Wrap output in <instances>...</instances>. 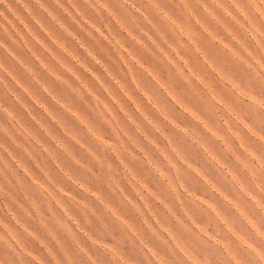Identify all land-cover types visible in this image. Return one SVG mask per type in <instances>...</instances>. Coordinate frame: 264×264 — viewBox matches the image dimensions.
I'll return each mask as SVG.
<instances>
[{
	"label": "rangeland",
	"instance_id": "1",
	"mask_svg": "<svg viewBox=\"0 0 264 264\" xmlns=\"http://www.w3.org/2000/svg\"><path fill=\"white\" fill-rule=\"evenodd\" d=\"M146 2L128 0L143 38L125 22L121 0L98 5L105 27L109 15L115 23L108 31L88 0H20V11L0 17V221L8 228L11 217L20 229V246L32 257L20 264H58L55 256L63 264L74 241L102 244L116 257L124 249L131 264H189L188 249L212 264H230L206 237L243 264L256 261L242 245L264 249L256 239L264 235V174L257 180L236 166L264 156V113L253 111L237 87L264 97V20L257 36L247 33L238 11L245 0H157L153 7L179 21L173 30ZM57 84L67 92L58 93ZM68 92L73 102L64 99ZM5 114L15 132L3 124ZM187 119L191 130L183 126L184 120L191 126ZM97 145L116 155L134 194L115 156ZM96 151L120 171L116 179L126 192L115 193L110 183L115 194L108 192L91 161ZM159 157L181 178L179 206L157 184L175 189ZM94 201L107 211H94ZM89 217L98 230L87 227ZM92 251L97 264H112L100 249ZM0 264H14L2 247Z\"/></svg>",
	"mask_w": 264,
	"mask_h": 264
},
{
	"label": "clouds",
	"instance_id": "2",
	"mask_svg": "<svg viewBox=\"0 0 264 264\" xmlns=\"http://www.w3.org/2000/svg\"><path fill=\"white\" fill-rule=\"evenodd\" d=\"M88 2L91 4L97 5L96 16L99 18L100 21L103 22V27H101V24L97 23L96 20L94 22L99 24V27L101 29H104L105 31L112 30L113 29L112 24H115V23L112 22L111 15H109L108 27L106 28L105 23L102 19V17L106 14L105 9L98 7L99 3H101V2L107 3V0H88ZM121 3L124 5L123 10H122V15L126 18L125 22L136 27V30L141 32V37L143 38V35H144L143 30L138 25H136L135 18L132 15H130V13L132 12V9L128 6V0H121ZM155 3H157V0H147L145 7L148 10V12L157 19L158 23L162 27L168 28L169 25H171L172 29L174 30L175 29V23H177L179 21L176 20L174 14L172 12H169L168 9H161L159 7H153L152 5ZM20 10H21L20 9V0H0V17L7 19L8 17L13 16L16 11H20ZM238 11H239L241 17L243 18L247 33L259 36L261 34L259 22L261 20H264V0H245L244 4L238 6ZM189 18L191 19V13L189 14ZM189 30H191V29H189ZM119 33H124V32L119 31ZM181 39L184 40V37H181ZM141 59H144V57H141ZM145 62H146V60H145ZM3 67H4L3 62H0V70H2ZM121 67H123V66H121ZM123 78L125 80L127 78V72L126 71L124 72ZM181 82H183V81H181ZM237 87L240 88L241 92L245 94L243 98H244L245 102H247L250 105V107L252 108L253 111H255L257 113H264V97L257 96L254 91H252L248 88H244L243 86H241L239 84L237 85ZM56 91L58 93H61V94L67 92V90L61 88V86L59 84L56 85ZM44 99H45V97H44ZM64 99L68 102H73L75 100V96L73 94H71L70 92H68L67 95H64ZM45 100H47V99H45ZM164 100L166 101V106L171 105V101L167 100V97H164ZM3 106L4 105L2 103H0V108H3ZM213 108H215L214 103H213ZM179 111L180 110L178 108H175V106H173V112H179ZM188 121H191V120H188ZM162 122L165 124L167 123L166 121H162ZM69 123H71V122L69 121ZM3 124H5L11 131H13V132L16 131V129L13 127L14 121H9L6 114L4 115V118H3ZM71 124H72L75 131H77L78 133H81V131L79 130V129H82L81 127L76 125V123H75V126L73 125V123H71ZM220 124H221V126L223 125L222 120L220 121ZM183 126L186 127L187 129L191 130L192 121H191V126H189L184 120ZM117 134H118L119 138L116 139L115 142H116L118 147H121L122 142L125 141V137H124L123 133L120 132L119 128H117ZM17 135L19 136L20 134L17 133ZM106 138L112 139L113 138L112 133H111V138H109L107 135H106ZM128 142H130V141H128ZM130 144H131V142H130ZM127 147H129V144L124 143L123 147L121 148L123 155H127V153L124 152V148H127ZM131 147H132V149H135V147L133 145H131ZM165 147H167V144H165ZM96 148L99 149V152L111 153L113 156H115V158L117 160L116 155H114L110 149L104 148L103 145H97ZM193 148H195L194 142H193ZM219 150H223V145H219ZM134 152L137 155L139 153L136 149ZM156 155L158 156V153ZM229 157H231V155H229ZM229 157H228V159H229ZM231 159H232V157H231ZM231 159H229V160H231ZM91 161L93 163H95L100 169H102V171H103V182H104V185L107 189H108L107 184L110 183L113 185V188L115 189V193H118L121 189L124 192H126L124 187L120 184L119 180L116 179V176L120 175L121 173L119 170H117L114 167V165L111 162L101 159V156L98 154V151H96V159L91 160ZM117 162L119 163L118 160H117ZM159 162L163 166V169L171 174L173 183L175 184V189L173 190L172 187L167 186V181H164L163 183H161L160 181H157V184L159 185L160 190H164L165 187H167V191H168L169 195L171 196L172 203L174 205L179 206L178 204H176V195L180 191L181 178L177 176L173 167L171 165H169L167 163V161H165L162 157H159ZM205 162L207 163V161H205ZM197 163L202 164L199 159L197 160ZM176 164L180 165V161L178 159L176 160ZM89 165L91 167V164H89ZM119 165H120V168L122 169L124 180L126 181L128 186L132 190V187L128 183V178H127L125 170L123 169V167L121 166L120 163H119ZM202 166H203V164H202ZM236 166H238V168L244 167L245 171L248 174H250L254 179L258 180L259 177L261 176V174H264V156H261L259 153H255L254 155H251L249 157V159L245 162V164H241L240 162H237ZM76 169H79V168L77 167ZM91 169H92V167H91ZM93 173L96 174L95 172H93ZM64 179H66V178H64ZM105 180L107 181V183H105ZM61 182L62 183L64 182L63 179ZM82 182L85 184H88L87 179H83ZM149 185L150 186L153 185L151 179H149ZM89 187L91 188L92 185L89 184ZM108 192H109V189H108ZM109 193H111V196L115 194L113 192H109ZM132 193H133V190H132ZM213 195H215V193H213ZM111 203L114 205L116 203V201L112 200ZM92 207H93L94 211H97V212H99V211H105L106 212L107 211V210L103 209L102 206H99V210H97L96 202H95V204L92 203ZM201 207H203V205H201ZM83 213L86 215L87 209H84ZM201 217H204V216L201 215L199 217V221H198L199 223H201L200 222ZM126 219H129L128 216L126 217ZM129 220H131V219H129ZM9 221H11V223ZM131 221L133 223H136L133 220H131ZM6 222L8 224V228H3L2 225H3V223H5V221H0V247H2L4 249L7 257H9L14 262V264H20L21 259L26 260V261H29V260L31 261L32 257L29 255V253L27 251H25V248L27 247V245H25L24 248H22L20 246L19 242L23 239V237L20 234V229H19L18 225L14 224L12 222L11 217H8ZM206 222L207 221H205L203 223H206ZM13 225H15L16 227H13ZM86 225L89 228H94V229L98 230L93 225V220L91 219V217H89L86 220ZM17 228L19 229V231H17ZM68 228L71 229L69 224H68ZM207 231L209 233L213 231V227L210 223H208ZM206 239H207V242L209 245L215 244V246L217 248L221 249V253L225 256V258L228 261H230V264H243V261L241 260V258L239 256H236L232 253H229L226 249H224L220 245V243L218 241H214L212 237H206ZM256 239L257 240H264V235H257ZM105 243H108V242L105 241ZM89 244H91V241H89ZM74 245H75L74 253L66 251L62 254L64 257L63 264H97L99 259H98V256L93 253L92 249H100V251L112 261V264H131V261L129 260V258L126 255H124V253H126V251L124 249L118 250L121 252V255L119 257H116L115 253L113 251H111L110 248L104 247L102 244L91 245V248H90L88 246L80 244L78 241H74ZM242 247H246L250 258L254 259L256 261V264H264V249L258 248L257 245L252 243V242H249L246 245H242ZM32 252H35V251L32 249ZM188 254H190V256L192 257V259L189 260V264H212V260L207 254H198L197 252L193 251L192 249H188ZM55 259L57 260L58 264H62L61 260L58 259L56 256H55Z\"/></svg>",
	"mask_w": 264,
	"mask_h": 264
}]
</instances>
